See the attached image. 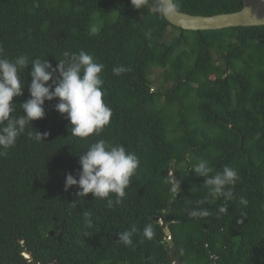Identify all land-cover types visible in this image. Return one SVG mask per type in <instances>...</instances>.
<instances>
[{"label": "trees", "instance_id": "16d2710c", "mask_svg": "<svg viewBox=\"0 0 264 264\" xmlns=\"http://www.w3.org/2000/svg\"><path fill=\"white\" fill-rule=\"evenodd\" d=\"M154 2L136 9L131 0H0L5 55L46 58L55 68L65 52H88L104 64L113 110L99 136L78 138L55 109L59 100L45 101L46 115L32 127L47 136L21 135L0 157V264H264V27L184 31ZM174 2L180 13L202 17L244 8L239 0ZM121 65L131 71L115 75ZM153 69L165 73L156 81ZM30 71L21 74L16 104L30 99ZM97 139L140 159L126 199L111 209L91 193L79 198L78 186L65 190L67 174L77 175L83 150ZM201 159L215 171L238 170L231 200L209 196L205 178L191 172ZM171 173L181 181L177 196L163 182ZM205 197L210 202L199 207L214 214L190 218ZM221 204L229 212L217 218ZM148 223L152 240L137 233L133 247L118 243L120 231Z\"/></svg>", "mask_w": 264, "mask_h": 264}, {"label": "clouds", "instance_id": "9594fccd", "mask_svg": "<svg viewBox=\"0 0 264 264\" xmlns=\"http://www.w3.org/2000/svg\"><path fill=\"white\" fill-rule=\"evenodd\" d=\"M136 9L145 7V0H131ZM154 7L157 13L168 18L176 14L174 0H155ZM97 28H90L89 34L97 33ZM31 65V84L29 88L30 99L20 104L14 103V97L24 94L25 81L22 73ZM57 71L59 76H56ZM104 64L84 50L65 52L64 59H59L54 68L46 58H30L27 54H20L9 58L0 46V157L6 156L17 138L27 135L37 141L47 136L34 130L32 121L43 119L46 115L45 101L58 99L55 109L66 114L70 121V135L78 138H88L100 133L109 126L113 116L112 108L107 104V90L104 88L103 76ZM131 71L130 66L113 67L115 75H121ZM55 77V78H54ZM19 106L20 114L17 113ZM32 130H29V129ZM81 170L76 176L67 174L65 190L72 186H78V197L85 198L91 193L95 200L105 201L109 209L116 204L123 203L127 197V189L133 183V177L137 175L140 167V159L135 152H131L122 144H114L106 139H97L90 143L80 156ZM204 177L203 185L208 186L211 197L223 196L226 200L233 197L232 189L239 180V172L236 168L225 165L222 171H215L209 166V161L199 160L192 165V171ZM78 176V178H77ZM163 182L170 186V192L177 194L181 191L180 183L173 173L164 177ZM113 196L115 199H113ZM207 197L196 201L198 207L188 211L190 218H206L214 213L208 208L199 207L209 203ZM239 204L247 207L248 200L239 199ZM229 208L221 204L215 211L217 218L226 215ZM85 226L91 229L94 226L93 213L85 210L82 213ZM243 224V218L238 220ZM139 233L144 239L152 240L155 236L153 224L148 223L142 231L136 224L129 229L119 232V244L133 247V236ZM183 251V250H181Z\"/></svg>", "mask_w": 264, "mask_h": 264}, {"label": "water", "instance_id": "95a60500", "mask_svg": "<svg viewBox=\"0 0 264 264\" xmlns=\"http://www.w3.org/2000/svg\"><path fill=\"white\" fill-rule=\"evenodd\" d=\"M243 3L242 11L233 14L216 15L212 17L192 16L180 13L176 8V14L165 18L172 26L184 31L205 32L220 31L231 28L264 27V0H239ZM166 229V225H163ZM54 236V233H50ZM166 229V235L169 236ZM172 252V250H170ZM174 260V256H171Z\"/></svg>", "mask_w": 264, "mask_h": 264}, {"label": "rangeland", "instance_id": "374dc122", "mask_svg": "<svg viewBox=\"0 0 264 264\" xmlns=\"http://www.w3.org/2000/svg\"><path fill=\"white\" fill-rule=\"evenodd\" d=\"M167 35H168V37L166 38V42H170L171 41V38H170V35H171V31H169L168 33H167ZM176 36L178 35V33H176L175 34ZM165 73V70L164 69H161V70H158V69H153L152 71H151V78L153 79V80H158V78L160 77V76H163V74ZM159 76V77H158ZM155 87H157V85H155Z\"/></svg>", "mask_w": 264, "mask_h": 264}]
</instances>
